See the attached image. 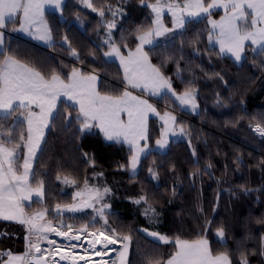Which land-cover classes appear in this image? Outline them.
I'll use <instances>...</instances> for the list:
<instances>
[{"label":"trees","instance_id":"16d2710c","mask_svg":"<svg viewBox=\"0 0 264 264\" xmlns=\"http://www.w3.org/2000/svg\"><path fill=\"white\" fill-rule=\"evenodd\" d=\"M92 3L105 9L104 17L82 7L80 0H65L60 16L45 15L52 31L51 47L39 48L21 38H11L6 53L46 75L53 70L66 75L73 67L85 73L95 70L98 90L118 95L124 88L122 74L115 63L103 58L109 51L102 23L111 20L107 6L122 10L114 20L111 37L118 46L128 45L121 47L123 53L135 49L136 29L149 26L152 14L139 0ZM222 15L214 11L212 19ZM164 22L171 27L168 17ZM208 31L206 17L192 20L184 29L162 36L157 46L146 49L152 63L162 66L163 73L171 78L178 94L189 85L195 90L196 114L180 111L167 96L151 100L160 112L175 115L176 126L180 131L183 128L180 134L185 139L170 142L165 153L149 152L141 159L137 174L131 176L130 150L122 144L106 143L97 130L79 132L76 109L68 105L69 117L64 111L67 104L61 102L60 114L48 129L43 151L33 166L37 179L44 182L43 200L26 207L27 214L47 208V218L53 224L61 220L64 225H72V230L89 225L90 231L107 229L110 233L115 229L117 236L131 235L130 264H146L147 254L166 258L173 251L171 244L145 237L141 232L144 229L187 240L203 234L214 252L228 251L233 264H239L241 253L247 255L249 264H264L260 255L264 235V138L253 133L258 124L264 127V53L253 51L248 44L237 65L207 46ZM72 49L78 53L77 60L70 57ZM13 123L14 118L0 120L5 128ZM148 124L147 145L152 147L161 125L154 119ZM65 178L75 183H64ZM85 181L88 188L103 194L101 203L108 205L106 226L93 219L94 210L56 215L55 206L73 204V195L85 189ZM105 188L109 189L107 193ZM141 196L147 203L134 202ZM149 208L155 213L146 214ZM221 226L223 240L216 235ZM24 236L23 225L0 221V253L22 254Z\"/></svg>","mask_w":264,"mask_h":264},{"label":"snow or ice","instance_id":"6c2138e0","mask_svg":"<svg viewBox=\"0 0 264 264\" xmlns=\"http://www.w3.org/2000/svg\"><path fill=\"white\" fill-rule=\"evenodd\" d=\"M139 2L151 10L153 18L146 28L136 29L134 50L129 49L125 55L121 47L127 48L128 45L123 43L118 46L111 38V29L116 27L115 22L108 21L105 25L108 39L104 43L110 50L104 55L116 57L123 70L124 88L118 95L101 93L98 90L99 77L95 70L85 73L80 68L73 67L66 75H61L55 70L46 75L36 67L6 52H0L3 56L0 59V120L14 118L12 127L5 128L0 124V220L15 221L23 225L28 234L25 236V251L22 254H14L11 251L0 253V264H49L45 259V252L48 250L41 249L40 241H47L53 246L51 256L58 254L60 261H70V264H79L80 261H83V264H130L131 235L117 236L115 229H111L110 233L107 229L88 232L89 225H83L76 234H71L72 225L61 223L57 228L53 226L52 220L45 219L48 215L47 208L31 215L25 211V202L32 201L33 196L40 200L44 196V182L37 179L33 164L38 159V153L43 151L42 145L46 142L45 130L52 126L60 114L62 97L76 109L75 120L79 124V132L98 129L106 141L129 145L131 154L128 167L135 173L142 154L146 155L147 144L142 146L141 141L146 142L149 138L150 115H155L162 122L161 139L156 141L160 148L167 144L169 133L175 134L173 126L176 117L169 111L161 114L148 99L143 98V95L134 94V90L155 97L170 94L180 105H191L193 109L197 107L195 90L191 85L178 94L173 88L171 78L161 70L162 66L152 63L150 51L146 50V46L155 47L158 37L174 34L177 30L184 29L192 20L206 17L211 25L208 43L211 46L218 45L220 55L230 54L236 61H240L249 42L255 46L253 51L264 53V0ZM80 3L97 12L100 17L105 16V9L94 7L92 0H80ZM63 5L64 0H0V30L11 24L12 31H23L35 39L50 42L52 31L45 17L46 9L51 7L62 11ZM107 8L110 11L111 5ZM217 9L223 10L219 20L212 19L213 12ZM165 13L171 17V27L164 22ZM112 15L116 16L117 12L113 11ZM17 22L18 29L15 27ZM4 35L5 33L0 31V48L4 46ZM72 55L78 57L75 49H72ZM179 75L180 69L177 65V76ZM68 107L65 105L64 111L70 117ZM255 131L264 136V127L259 124ZM149 172L156 178V173L151 168ZM64 183L75 181L65 178ZM108 191L109 189H104L105 193ZM76 197L84 198L85 202L82 205L57 204L56 215H62L64 211H82L85 207L94 208V202L99 201L102 194L98 189H88L85 181V189L76 192L74 199ZM141 201L147 203V198L141 196L134 202L139 204ZM107 207L108 205H103L101 208H94L101 219H105L104 210ZM149 211L155 213L154 208L145 209L146 214ZM62 228L67 230L61 231ZM143 231L158 243L171 244L173 247V251L166 258L156 254L145 255L146 264H233L229 252H214L203 234L197 239L187 240L178 236L170 238L168 235L147 229ZM49 233H55L69 242L80 240L81 233H86L92 238L87 240L85 255H77L72 251H62L55 240L49 239ZM216 235L223 240L225 231L222 226L217 228ZM33 236L35 240L31 239ZM117 244L120 245L119 249L109 248V245ZM66 247L75 249L77 244L69 243ZM89 250L101 259L93 262ZM108 251H115L116 258L103 259ZM260 255L264 256V235L261 236ZM51 264L59 262L53 259ZM239 264H249L245 253H241Z\"/></svg>","mask_w":264,"mask_h":264},{"label":"crops","instance_id":"0c3cea01","mask_svg":"<svg viewBox=\"0 0 264 264\" xmlns=\"http://www.w3.org/2000/svg\"><path fill=\"white\" fill-rule=\"evenodd\" d=\"M64 5H65V0H64ZM64 5H63V7H64ZM62 10H63V8H62ZM150 11H151V10H150ZM215 11H221V12L223 13V10H222V9H217V10H215ZM61 13H62V11H58V10H56L55 8H51V7H49V8L46 9L45 15H46V14H53V15H56V16H60ZM151 14H152V13H151ZM165 17H168V18H169V20H170V24H171V17H170L167 13H165ZM165 17H164V18H165ZM152 18H153V16H152ZM198 19H200V18H198ZM198 19H196V20H198ZM218 20H219V19H218ZM208 25H209V24H208ZM9 27H10L9 30H5V29L0 30V31H3V32L5 33V35H4V46H3V48H0V52H6V48H7V45H8V41H10L11 38H21V39H23L25 42H28L29 44H32V45H34V46H36V47H39V48H49V47H51V46L53 45V40H51L50 42H45V41H42V40H38V39H35L33 36L29 35V34L26 33V32L19 31V30H17V31H12V27H13V25H11V24H9ZM15 27H16L17 29L19 28V23H18V22H17V24L15 25ZM210 28H211V25H209V29H210ZM7 33H8V34H7ZM10 33H13L15 37H11V36H9ZM158 38H160V37H158ZM158 38H157V39H158ZM248 44H251V43L249 42ZM63 45H64V44H63ZM208 45H209V43H208ZM252 46L255 48L254 45H252ZM150 47H151V46H146V49H148V48H150ZM209 47H214V48H216V49L219 51V46H218V45H216V46H211V45H209ZM107 52H108V51H107ZM127 52H128V51H126L124 54L126 55ZM221 56H222V55H221ZM223 56L230 58V59H231L235 64H237V65H238V64L242 61V59H243V58H242L240 61H236L235 58L232 57L230 54H225V55H223ZM70 57H71L72 60H77V59H78L77 56H73V55H72V51H71ZM103 58H104V60L107 61V62H113V63H115V64L118 66V68H119L121 74L123 75V70H122V68L120 67L119 60H118L116 57H105V55L103 54ZM96 75H97V74H96ZM97 76H98V75H97ZM122 81H123V80H122ZM123 84H124V83H123ZM98 85H99V79H98V81H97V88H98ZM134 94H137V95H143V98L148 99L150 103H152L151 100H159L160 98H162V97L151 96V95H149V94H147V93H143V94H141V93L139 92V90H134ZM167 97H169V98L171 99V101L174 103V105H175L180 111H183V112H186V113H190V114H196V113L198 112V105H197V103H196L197 107H196L195 109H193V108L191 107V105H180L179 102L176 101L175 98L172 97L170 94H169ZM61 101L64 102V103H66V104L69 105V106H70V104H71V102H68V101H67L65 98H63V97L61 98ZM195 102H196V101H195ZM152 104H153V103H152ZM153 105H154V104H153ZM154 106H155V105H154ZM73 108H74V107H73ZM156 108H157V107H156ZM157 110H158V109H157ZM158 111H159V110H158ZM159 112H160V111H159ZM164 112H165V111L160 112V113L163 114ZM169 112H170V111H169ZM171 113H172V112H171ZM172 115H174V114L172 113ZM174 116H175V115H174ZM151 119L157 120L158 123L161 125V129H162V122L158 119V117H156L155 115H150L149 120H151ZM148 122H149V121H148ZM48 129H49V128H48ZM48 129L45 130V136H46V133H47ZM161 129H160L159 137H158L157 140L161 139ZM173 129H174L175 134H174V135H173L172 133H169V134H168V137H167V144L165 145V147L160 148V147L157 145L156 142L154 143V145H153L152 147H149V146L147 145V147H146V149H145V153H146V155H147L149 152H151V151H154V152H157V153H165V152L167 151V148H168V146H169V143L173 141L174 136L177 135V134H179V133L181 132V131L179 130V128L176 126V123H175V125L173 126ZM92 130H97V131L99 132L98 129H92ZM92 130H91V131H92ZM88 132H89V131H85L84 133H88ZM99 133H100V132H99ZM100 134H101V136H102V139H103L106 143H110V144H122L123 146H125L126 148H128V149L130 150L129 145H127L126 143H115V142H112V141H106V140L104 139V137H103V134H102V133H100ZM180 135H181V134H180ZM145 143L147 144V141H146V142H145V141H141V145H142V146H143ZM38 155H39V153H38ZM146 155L142 154L141 159H142L143 157H145ZM34 164H35V162H34ZM34 164H33V166H34ZM139 165H140V164H139ZM139 165H138L137 170H136L135 173H133V172L130 170V168L128 167L129 175L133 176V175L137 174V172H138V170H139ZM42 200H43V199H42ZM42 200H40V199L37 198L36 196H33L32 201H30V202H25V204H26V207H29L33 202H42ZM0 221L10 222V223H16L15 221H7V220H0Z\"/></svg>","mask_w":264,"mask_h":264},{"label":"rangeland","instance_id":"374dc122","mask_svg":"<svg viewBox=\"0 0 264 264\" xmlns=\"http://www.w3.org/2000/svg\"><path fill=\"white\" fill-rule=\"evenodd\" d=\"M81 4H82V3H81ZM82 7L86 8V9H90V8H87V7H86L85 5H83V4H82ZM120 10H121V9H120L119 6H117V8H113V9H111V10H110V14H111L110 17H111V20H109V21H114V20H115V19H116L121 13H122ZM113 11H116V12H117V15H116V16H113V15H112V12H113ZM107 22H108L107 20L102 21L104 27H105V25H106ZM208 26H209V25H208ZM113 29H114V28H113ZM113 29H111V35H112V32H113ZM180 30H182V29H179V30H177V31H180ZM207 37H208V36H207ZM111 38H112V37H111ZM160 38H161V37H160ZM106 39H108V30H107L106 27H105V38H104V41H105ZM158 39H159V38H158ZM158 39H157V40H158ZM105 45H107V44H105ZM247 45H248V44H247ZM249 45H251V44H249ZM107 46H108V45H107ZM207 46L209 47V45H208V39H207ZM211 48H212V47H211ZM109 50H110V49H109ZM255 128H256V127L253 128V133H255L257 136H260V138H264V136H261L257 131H255ZM184 139H185L184 135H180V133H179V134H177V135L174 136L173 141H182V140H184ZM88 189H96V188L90 187V188H88ZM103 198H104V197H103V194H102V198H101L99 201H95V202H94V208H101V207H103V204L101 203V202H103ZM73 199H74V195H73ZM84 202H85L84 198L76 197V198L74 199V203H73V204L82 205ZM100 204H101V205H100ZM94 208H87V207H85V208H83L82 211H77V212H67V211H64V212L62 213V215H63V214H69V215H80V214H83V212H85V211H91V210H94ZM104 211H105V215H106V213H108V207H107ZM37 212H39V211H37ZM33 213H34V212L30 213L29 215H31V214H33ZM94 217H95V219H94L95 221H101V224H103L104 226H106V224H105V219H106V217H105V219H101L95 210H94ZM94 217H93V218H94ZM45 219L48 220L47 216L45 217ZM61 223H62V221L60 220V221H58L56 224L54 223L53 226L59 228V226H60ZM60 230H61V231H66L67 229H66V228H62V229H60ZM76 232H77V230H72V233H71V234H76ZM88 232H92V231L88 230ZM141 232H142V234H143L145 237H147L148 239H150V240H152V241H154V242H157V241L154 240L152 237L148 236L147 233L144 232L143 230H142ZM26 235H28V234H27V232L25 231V236H26ZM25 236H24V251H25V245H26ZM48 236H49V239H51V240H55V241L57 242V244L61 246V249H62V250H65V251H72V252H74L75 254H78V255H85L84 248H87V247H86V246H81V243H80V244H77V247H76L75 249H70L69 247H66V246L69 245V243H74L73 241L69 242L68 240L64 239L63 237L56 236L55 233H49ZM80 236H81V239H82V240H83V239H87V238H89V236H87L86 233H81ZM31 239L35 240V237H34V236L31 237ZM157 243H158V242H157ZM74 244H75V243H74ZM40 246H41V249H42V250H43V249H47V250H48V251L45 252V259H47V260L49 261V264H51V261H52L53 259H55L56 261H58L59 264H64V263H61V262L59 261V259L57 258V255H55L54 257L50 255V253H51V249H52L53 246H52V245H49V244L47 243V241H40ZM97 247H98V249H99V246H97ZM79 248H81V250H82L81 252H77V251H76V250L79 249ZM109 248H110V249H111V248L119 249V248H120V245H119V244H117V245H109ZM89 255L91 256V259H92L93 262H95L96 260L101 259L100 256H95V255H93L91 251H89ZM116 255H117V253H116L115 251H108V254L105 255V256H103V259H105V260H112V259H115V258H116ZM6 258H7V257H6ZM6 258H5V259H6ZM82 264H83V263H82Z\"/></svg>","mask_w":264,"mask_h":264},{"label":"water","instance_id":"95a60500","mask_svg":"<svg viewBox=\"0 0 264 264\" xmlns=\"http://www.w3.org/2000/svg\"><path fill=\"white\" fill-rule=\"evenodd\" d=\"M87 240H88V238L82 240V239H81V236H80V240H78V241H73V242H74L75 244H80L79 241H82V242H81V244H82L81 246H86V247H87V243H86ZM62 251H65V250H62ZM76 251H77V252H81L82 250H81V248H79V249H77ZM89 251H91V250H89ZM65 252H67V251H65ZM57 255H58V254H57ZM77 255H78V254H77Z\"/></svg>","mask_w":264,"mask_h":264},{"label":"bare ground","instance_id":"6f19581e","mask_svg":"<svg viewBox=\"0 0 264 264\" xmlns=\"http://www.w3.org/2000/svg\"><path fill=\"white\" fill-rule=\"evenodd\" d=\"M92 237H90L89 236V238L88 239H91ZM82 241H79V243H81ZM87 243V242H86ZM82 245V244H81ZM57 258L59 259V255H57ZM59 261H60V259H59ZM61 263H64V264H70V261H60ZM83 263V261H80L79 262V264H82Z\"/></svg>","mask_w":264,"mask_h":264},{"label":"built area","instance_id":"2783aa9c","mask_svg":"<svg viewBox=\"0 0 264 264\" xmlns=\"http://www.w3.org/2000/svg\"><path fill=\"white\" fill-rule=\"evenodd\" d=\"M7 34H8V33H7ZM9 36H11V37H15L13 33H10Z\"/></svg>","mask_w":264,"mask_h":264}]
</instances>
